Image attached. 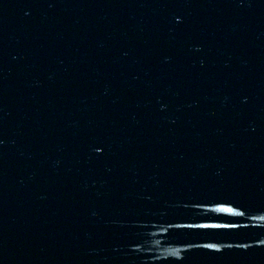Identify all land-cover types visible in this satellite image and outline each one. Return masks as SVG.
<instances>
[{
	"label": "water",
	"instance_id": "1",
	"mask_svg": "<svg viewBox=\"0 0 264 264\" xmlns=\"http://www.w3.org/2000/svg\"><path fill=\"white\" fill-rule=\"evenodd\" d=\"M0 264H264V0H0Z\"/></svg>",
	"mask_w": 264,
	"mask_h": 264
}]
</instances>
